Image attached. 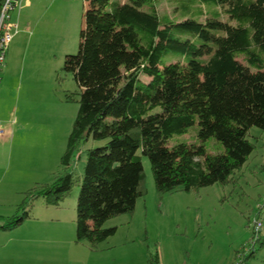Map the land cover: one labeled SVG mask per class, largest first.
<instances>
[{
  "label": "trees",
  "instance_id": "1",
  "mask_svg": "<svg viewBox=\"0 0 264 264\" xmlns=\"http://www.w3.org/2000/svg\"><path fill=\"white\" fill-rule=\"evenodd\" d=\"M83 1L78 50L63 65L78 88L64 173L31 198L58 207L78 182L75 242L96 250L116 233L104 224L145 194L138 151L158 194L226 184L245 164L250 129L264 131V0H170L175 20L159 15L161 0ZM195 124L191 144L168 146ZM211 138L221 153H207ZM89 141L102 144L86 149L77 181L68 169ZM11 217L3 230L29 218ZM147 264H159L157 249Z\"/></svg>",
  "mask_w": 264,
  "mask_h": 264
},
{
  "label": "rangeland",
  "instance_id": "2",
  "mask_svg": "<svg viewBox=\"0 0 264 264\" xmlns=\"http://www.w3.org/2000/svg\"><path fill=\"white\" fill-rule=\"evenodd\" d=\"M85 7L83 0H22L14 12L20 31L7 49L0 82L4 85L0 113L10 111V121L14 120V138L8 140L2 165V173L5 169L10 173L0 183V231L10 216L16 219L26 211L29 218L11 236L62 237V245L50 248L62 258L60 264H147L155 249L159 264H264V222L254 235L258 208L264 204V131L257 127L249 131L252 153L228 183L189 192L158 194L149 160L138 151L145 194L132 214L104 224L115 227L116 233L97 250L74 240L78 182L58 207L46 205L42 197L31 198L64 173L61 159L78 111V88L63 65L65 57L78 50ZM158 13L177 19L170 0H161ZM168 62L183 60L170 57ZM196 132L195 124L168 146L178 141L191 144ZM101 144L89 141L76 155L68 169L75 180H81L86 149ZM205 149L208 154L223 151L214 138L206 141ZM0 237L2 246L3 237L9 236ZM249 253L252 256H245ZM26 259L0 249V264H30L24 263Z\"/></svg>",
  "mask_w": 264,
  "mask_h": 264
},
{
  "label": "crops",
  "instance_id": "3",
  "mask_svg": "<svg viewBox=\"0 0 264 264\" xmlns=\"http://www.w3.org/2000/svg\"><path fill=\"white\" fill-rule=\"evenodd\" d=\"M25 5L29 6L30 1H26ZM15 13H14L13 21H15V16H16ZM19 31H20V28L18 26V31L14 37H16L19 34ZM14 37H13V39H14ZM11 44H12V41H11L8 49H10L12 47ZM1 81H2V78H1ZM3 94H4V85L3 86L1 85L0 86V107L4 103L3 99H2ZM9 112L10 111L5 110L3 113H0V127L3 131V134L0 135V183L5 179L8 180L9 173H10L9 169H8V171H6V169H5L4 172L2 173V171H3L2 165L4 162L3 159L5 156V152H4L5 148L9 144L8 140L12 139V137L14 138V136H12V127H11V125H14V120L10 121ZM18 227H16V228H18ZM15 229H12L10 231L1 229L2 231H0V235L5 234L9 237H3L6 239L3 241V244H2V246H0V249H5V250L9 251L10 253H12L13 255L18 254V255L27 256V259H26V261H24V263L29 262L30 264H40V263H44V264L51 263V264H53L55 262L57 264H60V261H62V258L60 256H58V254L53 253L50 248H51V245L52 246L62 245L64 242L62 237H36L35 234H31V235L29 234L25 237H18V236L13 237L11 235L13 232H15ZM0 238H2V237H0ZM101 245L97 249H100ZM42 256H46L47 258H40ZM47 259H49V260H47ZM75 259L78 262H81V260L79 259L78 256H75Z\"/></svg>",
  "mask_w": 264,
  "mask_h": 264
},
{
  "label": "built area",
  "instance_id": "4",
  "mask_svg": "<svg viewBox=\"0 0 264 264\" xmlns=\"http://www.w3.org/2000/svg\"><path fill=\"white\" fill-rule=\"evenodd\" d=\"M21 4L22 0H4L0 9V82L8 46L18 31L17 22L13 21L12 15L14 12L19 11ZM2 134L3 131L0 127V135ZM258 216L254 228L255 237L259 233L261 224L264 222V204L259 206Z\"/></svg>",
  "mask_w": 264,
  "mask_h": 264
}]
</instances>
